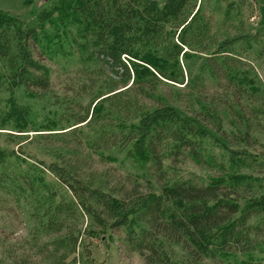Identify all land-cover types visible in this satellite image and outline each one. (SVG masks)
<instances>
[{
  "label": "trees",
  "instance_id": "trees-1",
  "mask_svg": "<svg viewBox=\"0 0 264 264\" xmlns=\"http://www.w3.org/2000/svg\"><path fill=\"white\" fill-rule=\"evenodd\" d=\"M210 1L57 0L30 19L0 11V93L14 87L48 93L51 54L62 35L79 80L64 117L92 132L94 149L126 150L160 183L158 193L139 192L136 185L127 197L114 196L75 166L39 161L18 170L0 148V211L14 210L42 235H55L39 246L43 251L51 245L48 264H64L71 255L75 264L86 238L118 232L147 264H176L166 244L181 245L185 264L257 251L262 256L248 264H264V156L231 147L214 107L182 112L160 90L166 83L186 85L190 70L180 57L186 59L188 50L200 56L212 47L199 68L222 74L227 89L243 84L226 59L252 36L214 39ZM221 1L241 12L234 1ZM86 93L90 101L83 105L78 98ZM24 110L0 106V133L10 134L2 131L11 129L12 119L23 128ZM187 159L218 170V176L198 182L169 175L173 163ZM237 165L261 173L238 172ZM78 216L89 224L78 227ZM0 264H6L3 258Z\"/></svg>",
  "mask_w": 264,
  "mask_h": 264
},
{
  "label": "rangeland",
  "instance_id": "rangeland-1",
  "mask_svg": "<svg viewBox=\"0 0 264 264\" xmlns=\"http://www.w3.org/2000/svg\"><path fill=\"white\" fill-rule=\"evenodd\" d=\"M57 0H0V11L18 14L30 19L43 8H48ZM161 5L163 0H153ZM241 6V12L229 7L227 2L211 0V34L222 40L240 35L252 36L247 43H237L238 53L228 56L227 65L242 78V85L234 90L226 88L223 76L203 72L199 67L211 50L201 53L194 51L185 59L180 57L184 68L190 70L186 85L163 84L161 92L168 102L179 111L185 112L201 106L214 107L221 118V124L229 145L264 156V0H231ZM199 3V0H198ZM53 34V24L47 25ZM58 38L52 52V87L43 95H35L22 87L4 89L0 93L1 109L12 104L23 107L26 112L25 125L18 129L13 119L8 128L0 133V148L9 154L11 165L24 170L32 162H56L64 166H75L86 179H92L95 187L108 191L114 196L127 197L137 185L138 191L147 193L160 191V183L147 168L134 160L126 150H96L91 146L92 132L86 127L74 128L72 121L64 117L65 106L77 91L78 74L71 60L68 40ZM63 40V41H62ZM57 41V42H58ZM62 42L63 46H58ZM186 50V49H185ZM208 53V54H207ZM222 57V56H221ZM207 71V70H206ZM229 74L231 71H228ZM83 105L90 101V94L78 98ZM22 130V131H17ZM246 138V141L244 140ZM216 154L219 148L212 147ZM226 158V157H225ZM169 161H166L167 165ZM169 171L174 177L207 181L218 176L219 171L205 167L192 160L175 162ZM229 166V163H227ZM233 168V164H230ZM238 172L260 174L253 166H235ZM78 227H86L89 222L85 216H78ZM256 218L250 223H256ZM139 226H143L139 224ZM139 228V227H137ZM55 235H42L35 229L34 222L25 220L14 210L0 211V258L6 264H48L51 245L41 251L40 245ZM165 250L176 264H185V253L180 244H166ZM82 255L75 264H147L136 251H131L123 240V233H107L101 238H86ZM257 251L252 255L227 254L221 258L205 259L204 264H224L240 261L248 264L252 258L262 256ZM69 256L64 264H74Z\"/></svg>",
  "mask_w": 264,
  "mask_h": 264
}]
</instances>
